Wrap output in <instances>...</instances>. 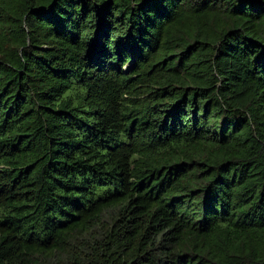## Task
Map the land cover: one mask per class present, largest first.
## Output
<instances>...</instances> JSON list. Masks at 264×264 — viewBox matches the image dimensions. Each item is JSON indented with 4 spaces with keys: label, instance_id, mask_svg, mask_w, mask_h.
I'll list each match as a JSON object with an SVG mask.
<instances>
[{
    "label": "trees",
    "instance_id": "1",
    "mask_svg": "<svg viewBox=\"0 0 264 264\" xmlns=\"http://www.w3.org/2000/svg\"><path fill=\"white\" fill-rule=\"evenodd\" d=\"M0 264H264V0H0Z\"/></svg>",
    "mask_w": 264,
    "mask_h": 264
},
{
    "label": "rangeland",
    "instance_id": "2",
    "mask_svg": "<svg viewBox=\"0 0 264 264\" xmlns=\"http://www.w3.org/2000/svg\"><path fill=\"white\" fill-rule=\"evenodd\" d=\"M129 69V67H125V70H128Z\"/></svg>",
    "mask_w": 264,
    "mask_h": 264
}]
</instances>
